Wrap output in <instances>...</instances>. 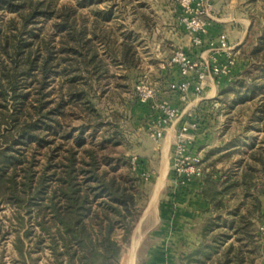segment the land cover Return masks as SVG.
I'll use <instances>...</instances> for the list:
<instances>
[{"label":"trees","instance_id":"16d2710c","mask_svg":"<svg viewBox=\"0 0 264 264\" xmlns=\"http://www.w3.org/2000/svg\"><path fill=\"white\" fill-rule=\"evenodd\" d=\"M57 3L0 0V9L16 12L18 17L11 18L5 27L0 25V214L7 206L12 209V215L5 216L16 231L14 244L22 264H26L25 240L34 227L26 228L31 220L48 239L54 264H122L123 248L144 213L148 196L130 162L129 169H121L122 159L108 147L118 144V131L108 133L98 144L88 141L84 127L70 129L63 121L70 101L76 103L75 108L80 105L85 111L96 112L89 96L92 81L107 72L101 48L128 69L136 67L137 51L128 41L119 46V53L113 51L105 33H97L96 27L89 32L86 20L72 5L59 9ZM49 18L56 19L54 32L40 35L38 23ZM260 42L263 46L264 36ZM259 73L264 78V69ZM252 74L248 69L231 81L230 91L237 93L238 101L251 100L257 93ZM55 75L68 82L59 101L47 100ZM84 83L90 84L88 91L78 86ZM260 88L263 91L264 84ZM201 119L200 129L205 122L202 114ZM96 130L90 135L92 139L97 137ZM230 147L243 145L236 141ZM250 149L248 160L237 161L234 171L208 163L210 153L203 156V197L216 207L234 194L239 202L233 210L226 205L225 213L214 219L217 226L224 223L225 233L209 240V226L205 225L204 241L194 254L198 257L188 258L186 264L254 263L245 242L260 248L262 237L256 231V221L264 195V140L259 148L252 144ZM8 233L2 230L0 219V246Z\"/></svg>","mask_w":264,"mask_h":264},{"label":"rangeland","instance_id":"374dc122","mask_svg":"<svg viewBox=\"0 0 264 264\" xmlns=\"http://www.w3.org/2000/svg\"><path fill=\"white\" fill-rule=\"evenodd\" d=\"M210 2L215 8L212 19H210L212 24L225 25L223 30L235 34L232 41L238 46L236 49L237 62L233 68H238V72L235 71L230 75V83L218 90L214 101L199 107L205 122L200 134L202 136L201 144L197 146L194 143L192 151L201 152L203 156L210 153L208 163L216 162L218 168L234 171L237 169L235 167L237 161L244 159L245 163L248 160L251 145L255 144L256 148H259L264 140V90L261 91L260 88L264 84V78H261L259 73V70L264 69L262 66L264 65V45L261 46L260 42V37L264 36V0H210ZM70 5L76 9L80 18L86 20L90 29L89 32L96 27L97 33L106 34L107 41H109L113 51L119 53L121 50L119 46L123 41L132 43L136 48L137 65L132 69L123 66L116 56L107 54L106 51H103L104 47L101 48L107 72L97 81H92V94L89 96L96 106V112H89L88 109L85 111L80 105L75 108L76 103L71 104L70 101L66 105L67 115L63 121L64 127L70 129L84 127L88 141L96 140L98 144L108 133L112 134L118 131V144L116 146L108 144V147L114 156L122 159L121 169H129L131 157L137 156L140 161L141 158H148L149 155L146 153L152 150L160 151V142L163 139L155 141L149 132L150 126L156 120L157 113L152 109L150 103L139 102L138 86L145 82L151 86L165 88L170 78L175 77L174 72L170 71L171 67L175 66L172 63L175 49L180 45L185 46L189 43L188 39L190 40L189 32L181 20L189 13L188 7L190 5L186 4L185 0H86V3L83 0H58L57 3L59 9ZM15 17H17L16 12L0 9V25L2 27H5L7 22ZM79 17L77 18L79 19ZM55 20V18L40 20L38 23L40 35H52L55 30ZM253 52L256 54L251 57ZM248 69L253 70L251 77L256 79L254 81L258 90L253 99L238 101L237 93L230 91L231 81L238 79L240 74ZM54 77L55 81H51V85L47 89V92L51 91L47 100L59 101L67 90L68 82L64 76L55 75ZM247 79H250L249 76ZM89 85L84 83L78 86L88 91ZM64 99L69 100L67 95L64 96ZM95 113L99 115L97 116ZM99 121L104 124H99ZM110 124L113 125L110 126ZM95 129L98 131L97 137L92 139L90 135L94 133ZM104 129H109V132H105ZM79 133V130L74 131V137L76 138ZM58 141H63V139L59 138ZM236 141L243 147L230 149L231 143ZM233 151L235 152L228 156L227 153ZM166 156L167 151L164 153V157ZM221 156L223 158L218 160ZM158 159L160 160V158ZM130 169L137 176L141 189L146 192L148 202L157 191L155 213L160 212L161 209L162 213L166 212L167 214V210H162L163 207H171L175 210L177 206L184 204L182 201L172 202L174 197L172 186L163 187V184L159 182V188H157L155 186L156 180L151 178L146 181L140 169ZM176 182L181 183L178 179ZM175 195L177 197V194ZM238 202L239 199L236 194L229 197V200L221 207H216L208 201L210 206L196 219V222H199V230L191 231L195 234L198 233L197 242L193 245L187 246L186 243L174 245L171 243V241L186 240L187 236L186 242H188L191 237L188 231L179 230V228L184 227L188 219L177 216L172 221H180L181 225L178 229L174 226L170 229L160 228L156 234L153 231V237L152 235H144V230L142 238L134 244H132L131 236L129 243L123 248L120 257L121 263L186 264L188 258L198 257L194 254L200 243L204 241L203 229L205 225L209 226V231L206 234L209 240L223 232L225 233L224 223L217 226L215 224L217 221L214 219L218 213H225L226 205L227 209L233 210ZM247 203H251V201L248 200ZM253 206L251 204L250 210H253ZM5 215H12V209L9 206L0 214L2 230L9 232L0 246V252H3L0 255V264H22L24 260L18 255L14 244L16 231L13 230L8 217ZM257 215L259 218L256 221V231L260 237H263L264 195L261 197V206ZM156 220H159L157 215L151 222H156ZM32 225L34 227L30 238L25 240L26 264H54L52 252L48 247V239L44 232L34 224L33 220L26 228ZM172 236L178 238L172 239ZM245 243L252 253L249 256L254 262L253 264H264L262 243L260 242L258 249L251 241ZM169 255L175 258L174 262L172 257H168Z\"/></svg>","mask_w":264,"mask_h":264},{"label":"built area","instance_id":"2783aa9c","mask_svg":"<svg viewBox=\"0 0 264 264\" xmlns=\"http://www.w3.org/2000/svg\"><path fill=\"white\" fill-rule=\"evenodd\" d=\"M185 3L190 5L189 13L181 20L189 32L191 43L196 46L201 45L208 34L210 19L215 8L210 0H185ZM237 46L230 42L227 31L209 40L207 47L209 56L195 58L186 46L180 45L175 49L172 58V63L180 68V78H171L165 88L151 86L145 82L138 86L139 102L150 103L157 113L156 120L149 128L153 140H162L170 127L179 125L173 148V171L182 184H187L203 175V155L201 152L192 151L190 136L201 128L199 106L201 101L211 98L210 82L215 77L228 75L236 65ZM217 55H224L225 62L219 61ZM167 94H175L179 104L175 105L170 98H165ZM139 164L137 156L131 157L132 169L138 170ZM142 175L146 181L152 178V172L149 170L144 171ZM261 243L264 247V236L261 238Z\"/></svg>","mask_w":264,"mask_h":264},{"label":"crops","instance_id":"0c3cea01","mask_svg":"<svg viewBox=\"0 0 264 264\" xmlns=\"http://www.w3.org/2000/svg\"><path fill=\"white\" fill-rule=\"evenodd\" d=\"M226 27L225 25H220L218 23H210L208 34L204 37L203 43L201 45H194L191 43V40L188 39V44H185L187 49L191 52L192 56L195 58H199L201 56H209L210 53L207 51L208 47V42L210 39L216 38L220 33L224 32L222 28ZM229 38L230 42L233 43V39L235 34L234 32H230ZM231 34V35H230ZM233 36V37H232ZM239 39V38H238ZM242 40V39H241ZM239 43V42H238ZM218 60L221 62H225V56L224 55H217ZM234 69V70H233ZM232 72L229 73L228 75H222L220 77H215L211 82L209 86V93L211 98H207L203 101H201L200 106H204V104L209 103L211 101H214V98L217 97L218 90L223 89L225 86H227L230 83V75L234 73L235 71L238 70V68H233ZM170 71L175 75V78H180L181 73H180V68L175 65L171 67ZM238 72V71H237ZM170 78V77H169ZM173 79V78H172ZM171 80V78H170ZM165 98H170L172 100V103L175 105L179 104V101L176 97V95H170L167 94ZM199 106V107H200ZM178 129L179 125L175 124L174 126L170 127L167 131L166 136L163 138V140L160 142V151H151L146 154H148V158H141L140 159V164H139V169L140 172L143 173L146 170H149L152 172V179L156 180V187H158V183L161 182L163 184V187H169L172 186V194L174 195L173 197V203L174 202H179L182 201L184 204L182 206H177L176 209H172L171 207H163L162 210L166 212H160L155 213L156 209V200H157V191L153 194L152 198H150L149 202L146 205V208L144 210L143 215L140 218V221L138 222L133 235H132V244L137 242L142 238V232L145 230L144 235H148L152 237L154 236L153 231L158 232V229L160 228H167L170 229L172 226L178 229L179 225H181L179 222L180 221H175L173 222L172 219H174L175 216L178 218H186L188 221L185 222L184 227L182 229L179 228V230L182 231H188L189 234H191V237L188 240L183 239L181 241H171V243L175 244H187L188 245H193L195 242H197L198 238V233L195 234V229L199 230L198 225L199 222H196V219L200 217L204 211L210 206L208 201L203 197L202 191L204 188V181L201 178H194L192 179L189 183L187 184H181L177 183L176 180V175L174 174L173 171V147L176 143L177 135H178ZM203 129V128H202ZM201 129L196 132L195 134L191 135L192 139V147H194V143L198 146L201 144V139L202 136L200 135ZM167 151V156L164 157V153ZM153 152V153H152ZM152 153V154H151ZM160 158V160L158 159ZM175 177V178H174ZM155 187V188H156ZM162 187V188H163ZM171 189V188H167ZM177 194V197L176 195ZM155 198V203L150 208L151 201ZM176 214V215H175ZM155 215H157V218L159 220H156V222H151L154 220ZM187 235V234H186ZM177 236H172V239H177ZM186 238V237H185ZM180 242V243H179ZM155 245V244H154ZM168 257H172L169 255ZM171 260V259H170ZM172 261H175V258L172 257Z\"/></svg>","mask_w":264,"mask_h":264},{"label":"bare ground","instance_id":"6f19581e","mask_svg":"<svg viewBox=\"0 0 264 264\" xmlns=\"http://www.w3.org/2000/svg\"><path fill=\"white\" fill-rule=\"evenodd\" d=\"M154 203H155V198H153V200L151 201L150 208H152V206L154 205Z\"/></svg>","mask_w":264,"mask_h":264}]
</instances>
